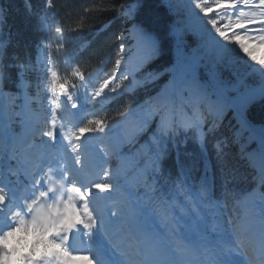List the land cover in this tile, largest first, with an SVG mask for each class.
I'll use <instances>...</instances> for the list:
<instances>
[{
    "label": "snow or ice",
    "instance_id": "1",
    "mask_svg": "<svg viewBox=\"0 0 264 264\" xmlns=\"http://www.w3.org/2000/svg\"><path fill=\"white\" fill-rule=\"evenodd\" d=\"M239 3L240 0H215L216 8L239 12L234 24L230 23L226 27L247 29L249 25L264 26V13L249 18L245 12L239 11ZM244 4L264 9V0H259L257 5H248V0H244ZM25 5L30 9V0H25ZM47 6L55 7L52 0H48ZM187 7L190 24L186 25L183 32L173 33L177 49L184 44V33L194 31L201 36L205 47L215 57L224 60L232 50L224 43L229 37L217 27L215 19L205 21L200 15L203 13L207 16L213 5L208 4L207 0H188ZM142 14L143 0H134V3L127 5L125 11L118 15L130 28L115 37L117 57L126 52L132 40L147 50L138 66L163 56L167 35H162L158 30L157 20L143 17ZM48 15L45 13L41 21ZM2 27L3 22L0 21ZM260 32L262 34L249 36L248 39L264 43V27L260 28ZM239 48L247 51L244 44H240ZM40 51L43 54L45 79L50 76L54 85L48 97L51 106L44 110L43 115L33 110L32 98L23 79L24 73L39 70V58L25 60L19 65L4 64V56L0 53V96L12 95L6 91V87L13 82L12 69L18 68L17 87L22 98L20 108L23 121L31 128L33 137L38 135L48 138L41 142L48 147L51 155L50 160L41 163L38 171L26 170L29 183L24 185L23 190L0 180V217L3 218V228L0 229V264H74L76 260L88 259L89 256L95 260V264H185L177 254L187 250L204 255L202 264H264V191L259 200H248L247 197L241 199L228 188L226 180L222 198L216 199L212 181L205 177L197 191L199 202L210 211L207 216L196 213L197 221L189 228L192 233L190 237L184 235L178 227L179 219L170 215L166 207L153 202L129 213L125 210L126 202L116 201L111 195L101 197V193L120 192L121 185L117 170L108 163L109 153H105L104 158H98L87 142L81 143L85 133H104L107 127L101 119L78 122L81 118L79 110L89 102L90 82L85 81L83 72L74 69L71 74L79 77L84 89L83 96L67 92L66 87L75 89L77 86L69 85L67 81L58 83L57 72L49 67L51 53L43 48ZM121 63L120 58L115 60L112 71L91 92L92 99L103 95L110 85V92L116 93L117 85L113 81L118 79V73L124 80L129 78L121 69ZM258 63L264 65V61ZM157 75L149 72L146 78L154 79ZM261 76L264 77V71ZM57 89L59 96L65 97L62 102H58ZM261 98L264 99V89ZM61 107L62 113L58 115L57 109ZM73 109L78 111L74 112ZM214 110L221 113L223 107L217 103ZM118 115L126 117L127 114L121 112ZM237 117L242 124H248L245 110H238ZM196 127H199L198 121ZM259 159L256 179L264 189V130ZM9 171L18 175L15 169L10 168ZM193 200L196 198L193 197ZM229 201H233V207L245 204L244 214L233 215L225 211ZM153 212L169 225L167 234L161 235L151 230ZM201 222H204V227H201ZM125 242L131 245V253L122 246ZM117 255L129 258L118 260L115 259ZM133 255L140 259L133 260Z\"/></svg>",
    "mask_w": 264,
    "mask_h": 264
},
{
    "label": "trees",
    "instance_id": "2",
    "mask_svg": "<svg viewBox=\"0 0 264 264\" xmlns=\"http://www.w3.org/2000/svg\"><path fill=\"white\" fill-rule=\"evenodd\" d=\"M47 2L30 0L29 9L25 0H0V21L3 22L0 53L4 64L19 65L32 59L46 23H50L51 51L60 82L76 85L79 93L81 82L72 76L65 59L97 87L112 71L117 58L123 60L129 53L146 50L132 40L119 57L115 51V37L130 28L118 14L134 0H52L56 9L53 18ZM45 13L49 15L42 22ZM142 15L157 20L158 30L162 35L167 34L164 54L145 65L136 91L94 108V119H101L107 125L104 133L95 134L110 154L111 164L118 163L117 142L121 141L125 152L137 160L138 174L133 185L143 207L154 202L177 218L178 214L188 217L191 209L209 213V208L199 202L197 191L205 177L212 181L218 198L223 196L226 180L228 188L239 197L251 189H262L256 177L264 130V99L261 98L264 82L232 93L225 86L215 87L202 62L190 68L193 62L187 41L177 49L170 34L177 18L171 0H143ZM17 72L18 68L11 71L13 82L7 85L6 91L12 95L5 97V102L11 123L19 131L22 118ZM149 72L158 75L147 79ZM26 73L31 93L38 85L39 76L34 71ZM217 103L223 112L214 110ZM240 109L246 112L247 125L237 117ZM121 112L126 117H120ZM197 121L199 127H196ZM121 169L127 173L124 167ZM233 176L236 178L232 179ZM225 211L241 214L237 204L233 207V201H229ZM166 227L169 229L168 224Z\"/></svg>",
    "mask_w": 264,
    "mask_h": 264
},
{
    "label": "rangeland",
    "instance_id": "3",
    "mask_svg": "<svg viewBox=\"0 0 264 264\" xmlns=\"http://www.w3.org/2000/svg\"><path fill=\"white\" fill-rule=\"evenodd\" d=\"M208 4H212L213 8L208 13L207 16H204L203 13H201V17L206 21L208 19H215L217 21V27L221 28L225 31V35L229 37L227 41H224L225 44L229 46L230 49H232L227 57L224 60H219L213 52H211L208 48L205 47L204 41L202 40L201 36L197 34L194 31H187L184 33V40L187 41V43L190 46V52L192 55L190 57L192 58V64L190 68H194L197 64L202 62L208 71L210 72L215 87L219 86H225L229 92L238 91L241 87L245 89L255 88L260 83L264 82V77L261 76V72L264 71V65L258 63V61H264V43H260L258 40H250L248 39L249 36H258L262 34L260 32V28L264 26L260 25H249L247 29L244 28H236V27H226L230 23L234 24L236 18L239 15V12L232 9H225V8H216L215 7V0H207ZM259 3V0H248V5H257ZM171 4L174 7L175 15H176V24L171 28V35L173 36V33L177 31L183 32L186 25L190 24L189 16H188V0H171ZM239 11L245 12L246 16L249 18H255L261 16L262 13H264V9H261L259 7H249L244 4V0H240V3L238 5ZM199 10L197 9V12ZM231 18V20L229 19ZM208 28L211 29V25H208ZM255 29V31H251V29ZM211 31L221 40L223 38L219 37L218 33H215V29H211ZM244 44L246 46L247 51L244 49H240L239 45ZM146 55L147 51L144 52H137L135 55ZM250 54V55H249ZM133 55V57L135 56ZM128 56H131V53L128 54ZM127 56V57H128ZM253 57L255 59H253ZM132 58L128 57L121 63V69L125 71L128 74V79L124 80L123 78L119 77V73L117 74L118 79L116 81H113V84L117 85V92L112 93L110 92V88L112 85L109 86V89L105 90V93L99 97H96L95 99H92L91 95L88 93L89 102L88 105H95L98 103L104 104L105 102L109 101L111 98L115 96H119L120 93L129 92L131 90H134L139 86V83L141 82V77L139 74H137L140 69L144 66V64L138 69V71L134 74L130 73L128 66L126 65V62L128 59ZM216 72H218V76H216ZM140 73V72H139ZM42 75V83L41 87L37 93L38 99V110L39 113H44V110L46 108H49L51 105L49 103L48 97L51 96L52 89L54 87L50 76L48 79H45L46 73L41 72ZM138 75V77H137ZM59 77V76H58ZM57 77V82H58ZM79 78V77H78ZM60 80V79H59ZM59 83V82H58ZM224 88V87H223ZM41 91V92H40ZM43 91V92H42ZM57 96H58V102H62L65 97L59 96V90L57 89ZM1 108V104H0ZM63 108L57 109L58 115L62 113ZM89 108L85 110V114L87 116H90ZM60 122H57V125L59 127ZM69 127H72L71 125ZM25 132L29 135L31 134V128L25 123ZM74 130V129H73ZM39 138V137H38ZM41 138V137H40ZM46 140L47 137H42ZM41 138V139H42ZM88 141H93L94 138L88 135H84L81 139V143H85ZM28 142V140H26ZM66 143V142H65ZM28 153H30L31 156L39 155V152L43 153V149L40 145L36 144V146H33L32 143L29 145ZM8 150V149H7ZM1 157V154H0ZM120 157L122 161L128 166L134 165V159L130 156L122 155L120 154ZM22 160L19 161V165H22ZM95 178V176L93 177ZM0 180L2 178L0 177ZM122 180V179H121ZM261 195V191H250L248 192L244 197H247L248 200H259V197ZM243 197V198H244ZM242 198V199H243ZM116 201H122L119 196L113 197ZM247 202V201H246ZM119 206V205H118ZM243 210L245 212V204H242ZM131 211L134 210L131 208ZM128 212V209L126 207L125 209ZM185 220L190 221L191 220V214L189 215V218L187 217ZM197 221L196 219H193L189 224L180 223L181 230L184 232L185 236H191L192 233L189 231V228L191 226H194ZM201 227H204L203 223L201 222ZM190 255V257H187V255ZM183 255L185 256L184 261L188 263V261H192L194 263H200L205 259L204 255H201L200 253L194 252L192 250H187L183 252ZM74 264H90L88 263L87 259H81L76 260Z\"/></svg>",
    "mask_w": 264,
    "mask_h": 264
},
{
    "label": "bare ground",
    "instance_id": "4",
    "mask_svg": "<svg viewBox=\"0 0 264 264\" xmlns=\"http://www.w3.org/2000/svg\"><path fill=\"white\" fill-rule=\"evenodd\" d=\"M145 56V54L143 56L135 55L134 57L132 56V58L127 60L126 65L128 66L130 73L134 74L138 71V69L141 67L138 65H141V62ZM122 246L125 248L126 251H128V248L124 244ZM88 260L91 262L90 258H88Z\"/></svg>",
    "mask_w": 264,
    "mask_h": 264
}]
</instances>
